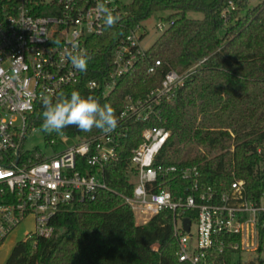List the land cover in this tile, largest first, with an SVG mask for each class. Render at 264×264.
I'll return each instance as SVG.
<instances>
[{
    "label": "built area",
    "instance_id": "obj_1",
    "mask_svg": "<svg viewBox=\"0 0 264 264\" xmlns=\"http://www.w3.org/2000/svg\"><path fill=\"white\" fill-rule=\"evenodd\" d=\"M132 1L101 0L120 17L107 27L97 14L98 0H0V244L29 214L36 225L29 234L50 238L55 231L51 221L60 205L91 201L100 190H109L105 170L119 158L130 125L152 120L163 124V103L171 100L197 67L167 71L161 85L144 97L127 95L125 107L116 116L118 126L109 134L75 136L77 144L48 157L24 150L39 103L45 97L56 101L68 87L82 83L98 52L97 38L109 35L115 43L107 73L86 81L89 90L107 95L147 62L149 49L142 44L141 22L128 29L126 21V6ZM236 7V0L228 1L225 21ZM164 23L167 29L174 22ZM73 45L91 57L85 72L76 70L65 55ZM161 66L155 60L146 73L155 74ZM170 136L164 125H149L131 151L134 188L131 195L122 197L135 221L146 224L170 212L181 264H233L238 253L259 252L264 191L254 197L245 180L236 178L229 187L223 182L217 186L205 180L198 165L166 161L160 153ZM263 150L264 146L258 152ZM185 219L190 221L189 230ZM248 264L256 263L251 259Z\"/></svg>",
    "mask_w": 264,
    "mask_h": 264
},
{
    "label": "trees",
    "instance_id": "obj_2",
    "mask_svg": "<svg viewBox=\"0 0 264 264\" xmlns=\"http://www.w3.org/2000/svg\"><path fill=\"white\" fill-rule=\"evenodd\" d=\"M228 1L133 0L126 6L128 29L156 12H168L164 22L174 23L148 50L138 74L123 79L107 95L86 86V81L107 73L115 43L109 35L96 39L98 52L85 79L59 98H70L73 91L85 98L91 95L101 106L111 105L117 116L127 95L144 97L161 85L167 71L197 67L171 100L163 103V124L152 120L130 125L119 158L105 170L109 190H100L91 201L60 205L51 221L52 237L28 233L14 245L6 264H181L172 214L163 212L138 224L122 197L133 192L129 157L149 125H164L171 131L160 153L166 161L198 165L205 180L217 186L223 182L229 187L236 178L245 180L254 197L264 191V150L258 152L264 146V0L251 7L249 0H236V9L225 21ZM189 13L202 17H189ZM155 60L162 66L148 75L147 67ZM44 110L40 102L32 117L40 129ZM99 131L83 132L75 126L62 130L72 137ZM261 241L263 245L264 231Z\"/></svg>",
    "mask_w": 264,
    "mask_h": 264
},
{
    "label": "clouds",
    "instance_id": "obj_3",
    "mask_svg": "<svg viewBox=\"0 0 264 264\" xmlns=\"http://www.w3.org/2000/svg\"><path fill=\"white\" fill-rule=\"evenodd\" d=\"M97 14L107 27L114 26L120 19L119 15L114 14L101 0L97 3ZM76 48L77 46L73 45L72 51L65 50V55L76 70L85 72L91 57ZM43 106L45 110L41 130L46 133H61L63 129L75 126L83 132L96 128L109 134L118 126V118L111 105L101 106L96 97L89 95L85 98L78 91H73L70 98H59L55 103L45 97Z\"/></svg>",
    "mask_w": 264,
    "mask_h": 264
},
{
    "label": "rangeland",
    "instance_id": "obj_4",
    "mask_svg": "<svg viewBox=\"0 0 264 264\" xmlns=\"http://www.w3.org/2000/svg\"><path fill=\"white\" fill-rule=\"evenodd\" d=\"M130 2L131 0H122ZM260 0H249V6L257 4ZM169 15L168 12H156L150 17L141 22L145 36L142 44L146 49H150L157 41L160 35L165 31L166 24L164 18ZM189 17L201 18V13H189ZM164 24V25H162ZM162 25L160 28L159 26ZM47 134L51 137L47 138ZM79 138L55 131L46 133L36 126H32L28 131V136L23 144L25 151H40L44 156H52L55 153H60L63 150L77 144ZM187 154V152H186ZM36 229L35 218L33 214H29L23 221L13 229V231L0 244V264H6L7 259L14 247V245L26 238L28 233L34 232ZM197 226L194 222L192 226V234L195 236ZM259 252H252L251 254H236L234 256L233 264H248L249 260H254L256 264H264V245L261 246Z\"/></svg>",
    "mask_w": 264,
    "mask_h": 264
},
{
    "label": "water",
    "instance_id": "obj_5",
    "mask_svg": "<svg viewBox=\"0 0 264 264\" xmlns=\"http://www.w3.org/2000/svg\"><path fill=\"white\" fill-rule=\"evenodd\" d=\"M189 227H190V221L189 219H185V229L189 230Z\"/></svg>",
    "mask_w": 264,
    "mask_h": 264
}]
</instances>
